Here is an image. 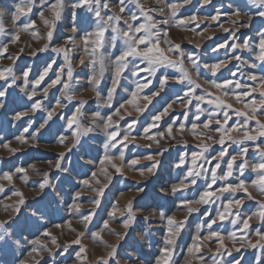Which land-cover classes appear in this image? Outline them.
<instances>
[{
  "label": "rangeland",
  "instance_id": "374dc122",
  "mask_svg": "<svg viewBox=\"0 0 264 264\" xmlns=\"http://www.w3.org/2000/svg\"><path fill=\"white\" fill-rule=\"evenodd\" d=\"M74 2L75 0H61L60 19L55 20L51 5L55 4L56 0H47V4L44 0H33L34 7L31 13L22 16L17 24L22 26L29 21H35V28L21 31L19 39L13 42V29L17 24L11 20L10 13L18 0H0V13L3 14L5 27V31L0 33V46H7L6 51L0 48V71L11 69L10 74L5 72L8 84L16 78V83L9 88V94L3 98L5 107L0 108V186L3 187V191H0V221H8L5 227L12 234L10 239L6 238L8 240L6 244L0 242V264H20L21 261H26L27 264H101L102 259L108 260L109 264H158V262L165 264V261L167 264H214V260L220 261V264H232L233 258L240 257L244 258L241 264H259L260 260H264V248L259 245L255 248L248 247L247 243L250 241L256 244L259 241L257 229L264 232V219L260 216V213L264 212V208L261 207L264 203V191L259 185L251 184L256 178V173L249 167L241 176L237 170V165L241 163V158L238 157L236 164L233 165V175L227 181L217 179L212 190L215 191L226 183L235 184L244 179L251 198L242 191L223 194L216 192L211 198L214 202L196 204L195 201L206 190L207 184L211 183L210 174L205 173L214 167L217 161L212 160L209 164L198 155L196 165H193L192 153H198L200 151L198 145L205 142L211 145L208 153H205L209 158L217 156L227 147V153L221 161L220 169L217 170L219 177L227 171V161L232 155H236L241 147L248 148L245 159L250 165L258 162L261 157L256 150V144L264 147V137H259L257 141H246L243 145L227 139L225 145L208 140V136H212L218 141L222 134L214 130L215 122L211 129L203 128L208 111H211L213 106L206 101L200 102L195 97L187 104L184 99V93L190 87L187 81L184 85L170 82L164 88L159 86L158 78L161 73H178L179 70L174 68H162L156 73V78H152L147 72L133 75V64L129 63L121 72L111 105H107L105 103L107 93L116 78L115 57L123 50L124 42L118 38L113 46L110 41L114 33L111 31L106 33L104 47L98 50L104 58L103 69L101 70L100 64L94 69L89 59L91 47L85 50L81 44L83 32L78 31L76 34L71 32L72 25L80 21L79 10L75 21L71 14ZM110 2H113L111 11L105 9L104 12L119 14V4L114 3V0ZM139 3L153 14L156 21L168 20V24L162 25L167 34L165 35L163 30L160 32V47L165 50L166 55L173 58H178L179 52L184 54V66L191 72L192 79L200 85L195 89L196 96L203 95L207 90L224 99L226 103L232 104L233 109L248 111L251 107L248 98L239 102L233 95L225 97L221 89L215 88L213 82L223 83L225 79H230L256 88L257 91L252 93V97L259 101L260 84L258 81H249L247 77L251 73L257 77L264 75L262 66L259 61H256V68L248 66L254 60V53L234 49L231 45L242 43L247 38H252V41L258 44V33L264 31V19L254 16L251 27L241 28L234 38L232 30L239 25H233L231 23L233 18L227 14L237 7H241L243 12L254 13L257 9L252 6L251 0H211V4L208 5H204L203 0H188L187 3H184V0H139ZM170 4L183 5L178 7L174 17L171 16V9L168 7ZM125 9L122 15L129 22L132 13L140 15L137 0H126ZM160 9H163V12ZM218 12L220 18L213 20L212 17ZM88 15L92 16L91 13ZM192 16H196L197 19L191 20ZM243 19L246 20L247 17L243 16ZM45 20L49 21V24H46ZM54 20L55 28L52 29L53 36L49 41L46 33ZM139 22H143V18ZM77 26L79 28L80 24ZM88 30L91 31V28ZM69 36L73 37L71 43L68 41ZM168 41L179 44V52L167 51L170 47ZM45 44L48 45L46 51H38L36 55H32L33 51L43 48ZM66 45L70 48L69 61L73 72L72 79L68 81L70 91L65 90L62 83L52 84L57 75H61V69L62 79L67 78L69 61L65 60L63 53L53 51L54 48ZM190 56L197 58L199 70L192 66L191 60L188 59ZM236 56L241 59H234ZM81 59L85 64L80 63ZM53 60L55 63L44 80L40 85H34L35 79L39 78L47 64ZM221 62V68L215 73L204 67ZM135 63L140 67H147L146 61L141 63L136 60ZM29 69L27 90L30 93L35 87L37 92L32 100H29L28 95L22 91L25 87L22 73ZM94 74L100 79L99 85L93 82ZM149 79L151 83L148 87L138 90L137 85H143ZM5 85L6 81L0 79V88ZM44 88H48L46 96ZM66 91L69 95H75L71 102L64 95ZM96 91L100 92L99 97L96 96ZM134 92L135 100L129 103L133 100ZM153 92H159V95H153ZM145 96L149 97L151 102L146 101ZM177 96L180 97L179 100ZM36 100H39L42 107L34 112L30 111L31 104ZM57 100H60L59 107ZM81 100L87 101L82 106L85 123L94 112L99 111L102 116L112 117L113 130L120 133L118 139L125 134L129 137V141L124 142L127 143V148H120L118 145L116 149H111L110 154L115 159L105 162L104 165H100L99 159H96V157L103 159L105 155L103 133L90 134L94 137L89 140V144L93 145L90 155H84L79 147L72 149L71 152L67 151L71 148L74 137L65 120L72 116L76 107H81ZM169 104L172 107L166 114L161 115ZM198 105L206 111L197 121L200 127L194 132L191 123L195 119ZM46 109H55V115L44 129L36 133L35 129L47 116ZM21 111L27 115L21 120H16V113ZM157 115H161V119L155 122V127L150 128L153 118ZM217 118L222 122V117ZM257 118L264 122V115L258 114ZM237 119L232 116L228 121L229 126H233ZM29 123L32 127L28 133H24V128L28 127ZM180 124L185 125L183 130L180 129ZM169 125L172 126L171 135L167 131ZM145 128L149 129L147 133L144 131ZM249 129L252 134L256 133L255 120L249 122ZM159 133L164 135L161 137ZM22 134L27 137V143L17 140ZM231 134L234 138H239L243 133ZM62 136L67 137L63 145L59 143ZM149 136L152 138H147ZM121 151L124 154L122 159L119 158ZM61 152L66 153L62 161V168L67 169L64 172L53 167ZM181 158L185 161L183 164H180ZM133 160L137 161L135 165L131 163ZM156 161L159 163L153 168ZM113 164L119 166V172L112 166ZM178 164L180 167H177ZM199 165H203V168ZM17 168L25 169L26 173L16 172ZM150 168L151 172L148 171ZM190 168L201 172L196 185H190L176 194L162 193V189L167 190L184 180ZM45 172L49 173V180L54 187H48L41 193L39 183L43 181ZM92 172L96 173L95 177H92ZM5 173H12V181L3 178ZM109 176L111 179H108ZM84 180H88L89 183L83 184ZM139 188H143L144 191H138ZM17 191L23 193L25 199L19 213L14 209L19 198L14 195ZM76 192H80L81 195L74 200ZM97 199L100 201L99 205L94 202ZM229 199L242 201L240 206L234 204L229 210L231 213L239 211L240 219L234 214L225 213L226 219L221 221L218 219V212L224 210ZM184 200L193 201L192 207L198 208L199 211L188 213L187 207L182 203ZM73 203L80 204L78 211L70 209L69 206ZM129 203L136 215V221L132 229H125L123 222L127 216ZM160 211H164L166 216L175 217L182 224L178 232L173 228L176 234L172 237L174 241L172 245L166 244L169 238L168 225L166 219H161ZM33 212H36V216L32 215ZM208 214L217 219V223L212 225L211 229L208 227L210 223ZM89 215L91 219L85 221L84 217ZM145 217L148 219H144ZM249 217H251L248 221L249 228L244 229L240 221ZM10 218L16 222L13 223ZM233 220H236V223H233ZM125 231L128 232V236L122 238L119 234ZM212 231L220 233V237H210ZM45 232H51L52 235L46 236ZM52 237L56 238V244L52 243ZM77 239L80 243H73ZM17 240L20 241L19 245L15 244ZM33 241H40L47 248H41L39 253H34ZM261 244H264V241H261ZM114 245L117 246V255L109 257L108 254ZM64 247H67L66 252L63 250ZM165 247L169 248L170 257L163 252ZM190 248L192 251H189ZM236 248H239L240 252H236ZM47 249H51V252ZM228 250H231L232 256L227 255Z\"/></svg>",
  "mask_w": 264,
  "mask_h": 264
},
{
  "label": "snow or ice",
  "instance_id": "6c2138e0",
  "mask_svg": "<svg viewBox=\"0 0 264 264\" xmlns=\"http://www.w3.org/2000/svg\"><path fill=\"white\" fill-rule=\"evenodd\" d=\"M188 0H184V3H187ZM44 3L47 4V0H44ZM114 3L119 4V14L112 13L107 14L104 12L105 9H108L111 11V8L113 7V2H110V0H75V2L72 5V17L75 21L77 18L78 10L80 12V21H77V23H74L71 27V32L73 34L78 33V31H82L83 35L81 37V44L85 50H87L89 47H91V52L89 54L90 62L92 63L94 69L97 64H100L101 70L103 69L104 64V58L100 52H98L99 49H103L104 43H105V37L106 33H109L111 31L114 33L111 37L110 43L115 44V41L119 38L122 39L124 42V48L120 52L118 56L115 57V64H116V71H115V79L113 80L112 87L108 90L107 93V100L105 103L107 105H111L113 93L116 90L117 84L119 83V77L121 75V72L128 67L129 63L133 64V75H139L140 72H147L149 77L156 78V73L160 69H167V68H174L178 69V73H161V76L158 78V83L160 88H164L165 86L169 85L170 82L173 84L178 85H184L187 81L190 84V87L188 88V91L184 93V99L187 101V104L191 103V98L195 97L196 100L200 102H207L209 105H212L213 108L211 111H208V116L206 119V122L203 123L204 129H211L213 126V122H215V131L221 132L222 134L219 136L218 141L214 140V137L208 136V140L218 142L220 145H225L226 139L228 141H232L233 143H237L240 145H243L246 141H257L259 137H264V122H261L260 119L257 118L259 115H264V75L257 77L254 73H251L248 75L247 79L249 81H258L260 84V92L259 101L255 100L252 97V93H255L257 90L254 87L251 86H245L242 85L239 81H234L230 79H225L223 83H214L215 88L221 89L223 91V95L227 97L229 94L233 95L235 97L236 101L243 102L244 98H248V103L251 105L250 109L248 111H242L240 109H233L232 104L226 103L224 99H222L219 96H215L212 93L205 90L203 95L196 96L195 95V89L199 88L200 85L196 83L195 80L192 79L191 72L184 66V54L182 52H179L180 45L179 44H173L172 41H168V44L170 45L169 49L167 51H171L173 53L179 52L178 58H173L165 54V50L160 47V32L163 30L165 32V35L167 34L166 29H162V25L168 24V20L165 19L163 21H156L153 18V14H150L149 11H146L143 4L139 3V0H137V7L139 9L140 15L138 16L136 13L131 14V22L129 20H125L123 18V13L125 12V4L126 0H114ZM204 5L211 4V0H203ZM252 6L257 9L254 13L252 11L243 12L241 7L235 8V10H231L229 14L233 19L231 20V23L233 25H239L238 27L234 28L232 30V35L234 38H236L235 34L240 32L241 28H249L252 25L253 17H259L261 19H264V0H251ZM183 5H177V4H170L168 7L171 9V16H175L176 12L178 10V7H182ZM34 7L33 0H18V3L14 5V10L10 13V18L14 22V24H17V22L20 21L22 16H28L29 13H31L32 8ZM54 13H55V20L60 19V9L62 8L61 0H56V3L51 5ZM161 12H163V9H160ZM89 13L92 14L91 17H89ZM2 13H0V33H3L5 31L4 27V21L2 19ZM41 18H43V12L40 13ZM243 16H246L247 19H243ZM143 18V22H139ZM220 18V13L218 12L216 16H213V20H218ZM191 20H196V16H192L190 18ZM55 20L50 23V30L47 31L46 36L49 41H51L53 36L52 29L55 28ZM46 24H49V21L45 20ZM80 24V27L78 28L77 24ZM123 25V27H121ZM30 28H35V21H29L28 23H24L21 25L17 24V27L13 29V42L19 39V33L21 31H26ZM91 28V31L88 29ZM225 31H228V29H225ZM258 44L254 43L252 41V38L245 39L242 43L239 44H233L231 45L234 49L238 48L241 50H247L249 53H254V60L253 62L248 65L251 68H256L257 63L256 61L260 62V65L262 66V71H264V31H260L258 33ZM68 41L71 43L73 42V37L69 36ZM199 47V45H197ZM4 51L7 50V46H0ZM48 49V45L45 44L43 48L37 49L33 51L32 55H36V52H43ZM258 49V50H257ZM53 51L57 53H63L64 58L66 61H69V52L70 48L66 46H61L54 48ZM236 60H240L241 57L236 56L233 57ZM188 59L191 60L192 66L199 70V64L197 62V58L195 57H188ZM139 60L141 63L147 62V67H140L139 64H136L135 61ZM55 61L53 60L51 63H48L47 66L44 68V71L42 74L39 75L38 79H35L34 85H40L41 81L44 80V77L47 76L49 69L52 67V64H54ZM81 64H85V61L83 59L80 60ZM222 66L221 63H217L212 66L205 65L204 67L208 68L209 71L215 73L218 71ZM5 72L11 73V69H5L4 71H0V79H3L6 81V85L3 88H0V108H4V99L9 94V88L12 87L16 83V78L12 79L11 84L7 83L8 77L5 76ZM29 70H25L22 73V80L24 84V88L22 91H24L27 95L29 100H32L33 97H36L37 92L35 90V87L31 90L29 93L27 90V86L29 84ZM63 69H61V75H57L56 79L52 81V84H61L65 90L70 91V84L68 81L72 79V67L71 63L69 61L68 63V70H67V78L62 79ZM233 77L235 76V73L232 74ZM93 82L96 85H99L100 79L97 78V76L94 74ZM151 83V80H146L143 85H137L138 90L140 88H146ZM181 91L183 89L181 88ZM48 88H44V94L47 95ZM64 95L67 96V99L69 102H71L73 99H75V95L71 94L69 95L66 91ZM153 95H159V92H153ZM96 96H100V92L96 91ZM133 100L129 101V103L134 102L136 93L134 92L132 94ZM210 97V98H209ZM207 98V99H206ZM144 99L148 102L150 101V98L145 96ZM177 99L179 100L180 97L177 96ZM57 106H61L60 100H57ZM87 103V101L81 100L80 105L81 107H76L75 111L73 112L72 116L70 118H67L65 120L66 126L68 129L72 130L73 133V141L71 148L67 149L68 152H71L72 149H75L79 147L81 151H83L84 155H90L91 151L93 149V145L89 144V140L93 139L90 134L93 133H103L105 137V142L103 144L105 155L103 159H100L99 157H96V159H99L100 165H104L105 162H111L115 159V157L110 154L111 149H116L119 145L120 148H127V143H124L125 141H129V137L127 134L123 135L122 138L118 139L120 136V133L118 130H113V120L111 116H102L101 112L96 111L92 114L90 120H88L86 123L84 122L85 118L82 113V106ZM187 104H185V107H187ZM42 107L39 100L34 101L31 104L30 111H36L39 110ZM123 107V105H121ZM172 107L171 104L168 105V108L164 109V112L161 113V115H164L168 112V110ZM231 110V111H229ZM47 116L44 119L43 123L39 125L38 128L35 129L36 133H39L41 129H44L46 125H48L49 121L53 119V116L55 115V109L53 110H47ZM205 109L197 106V113L195 116V119L191 123V128L195 132L197 128L200 127V124L197 123V121L200 120V116L205 114ZM26 112H18L16 113L15 119L21 120L22 117L26 116ZM161 115H157L153 118V123L149 126L155 127L156 121H159L161 119ZM232 116L237 117L238 119L235 121L233 126H229L228 121L232 119ZM217 117H222L221 119H218ZM122 118V117H121ZM63 119V117H61ZM185 119H187V115L185 114ZM255 120L257 131L255 134H252V131L249 129V122ZM32 125L29 123L28 127L24 128V133H28L29 128H31ZM180 129L183 130L185 125L180 124ZM145 133L149 131L148 128L144 129ZM168 133L169 135L172 134V126L169 125L168 127ZM233 132H242V136L239 138H234L231 133ZM159 135L162 137L164 134L159 133ZM151 139L152 137H147ZM33 139H35V136H33ZM17 140H19L21 143H27V137L23 134L19 137H17ZM67 140L66 136H62L59 139L60 144H65ZM158 143V141H157ZM230 146V145H229ZM211 147L208 143H202L198 145V148L200 151L193 152L192 153V163L193 165H196L197 162V156L204 158L207 163L211 164L212 160H216L215 166L212 167L210 170H208L205 174H210L211 183H208L206 186V190L200 195L199 199L195 201L196 204H208L210 202H214L211 200L213 196L216 195V192H220L223 194L224 192L228 193H236V192H244L247 193L248 198H251V193L248 192V188L246 186V181L244 179H240L238 183H226L225 185L217 188L215 191L212 190V186L216 184L217 179L227 181L229 177L233 175V165L236 164L237 158H241V163L237 165V170L240 172L241 176L243 175L246 168H251L252 171L256 173V178L251 181V184L253 186L259 185L261 187V190L264 191V147H262L259 144H256V150L260 154V160L256 162L255 164H249L247 159H245L248 148L247 147H241L240 151L236 155H232L230 159L227 161V171L221 175L217 176V170L220 169L221 161L223 160L224 156L227 153V147H225L222 151L218 153L217 156H211L210 158L208 156H205V153H208L209 148ZM12 151H16V149H12ZM166 151V149H165ZM162 154V153H161ZM59 158L53 165V167L57 170H60L61 172L67 171V169L62 168V161L65 159V152H61L58 154ZM123 152H120V159L123 158ZM151 158V157H150ZM185 161L183 158H181L180 164H183ZM133 165L137 163L136 160L131 161ZM159 163V161H156L153 164V168L156 167V165ZM116 171H120L119 166L113 164L112 165ZM34 167V166H33ZM177 167H180L178 164ZM200 168H203V165H199ZM106 171V170H104ZM149 172L152 171V169H148ZM16 172L20 173H26V170L23 168H17ZM143 174V173H142ZM96 173L92 172V177H95ZM201 176V172L195 171L194 169H189L187 172V176L184 180H182L178 185H173L169 189L165 190L162 189V193L164 195H167L168 193L176 194L177 192L189 188L190 185H196L198 182V179ZM4 179H7L8 181H12L13 175L12 173H5L3 176ZM22 179L24 177H21ZM108 179H111V176L108 177ZM187 181V182H186ZM83 184L87 185L89 183L88 180H84L82 182ZM48 187H54L50 180H49V173H44V179L41 183H39V188L41 193H44V190ZM0 191H3V187L0 186ZM138 191H144L143 188H139ZM101 195L103 193V190H100ZM14 195L18 196V200L15 203L14 209L16 213L20 212V206L25 204V199L23 196V193L17 191L14 193ZM59 195V193H57ZM81 193L76 192L75 197L73 198L78 199L80 197ZM41 198H43L41 196ZM218 198V197H217ZM95 204L99 205L100 201L99 199L94 201ZM183 205L187 207L188 213H193L199 211L198 208L192 207L193 201L190 200H184ZM240 206L242 204V201L239 199L233 200L229 199L227 201V205L224 207L223 211L218 212V219L223 221L226 219L225 213L234 214L238 219H240V213L239 211L235 213H231L229 210L231 209L232 205ZM71 210L78 211L80 209L79 203H73L69 206ZM261 207L264 208V203L261 204ZM33 216H36V212L32 213ZM114 215V213H113ZM159 215L162 220H167L168 225V235L169 238L166 240L167 245H172L174 243L172 237L176 234L173 231V228H175L176 232H178L182 224L180 221L176 220L173 216H166L164 211H160ZM209 220L210 223L208 224V227L211 229L212 225L217 223V219H213L210 214ZM260 216L262 219H264V212L260 213ZM12 219V222L15 223V219ZM85 221H89L91 219V215L84 217ZM144 219H148V217H145ZM249 219H242L240 222L243 224L244 229L249 228ZM136 221V215L132 211L131 203H129L128 209H127V216L126 219L123 222V227L125 229H132L133 224ZM233 223H236V220L232 221ZM8 223V221H0V242L7 243L8 240L6 238L11 237V233L7 230L5 225ZM105 227H107V222H105ZM44 235L51 236V232H45ZM99 235V233H97ZM122 238L128 236V232L125 231L123 233L119 234ZM210 237H220V233L212 231L210 232ZM256 235L259 236V241H257L256 244L251 243L250 241L248 243V247L255 248L257 245L264 248V244H261V241H264V232L260 231L259 229L256 230ZM199 240L200 237H197ZM233 239L235 237L233 236ZM33 248L32 252L39 253L41 248H47L46 245L41 244L40 241H33ZM52 243L56 244V238L52 237ZM73 243L79 244V239L73 241ZM16 245L20 244V241H15ZM222 244V242H221ZM223 246V245H222ZM117 246L114 245L112 248V251L109 252V257H115L117 255L116 251ZM49 252H51V249H47ZM65 252L67 251V247H64L63 249ZM189 251H192L190 248ZM236 252H240L239 248L235 249ZM81 252H83V249H81ZM163 252L170 257L169 248L165 247L163 249ZM220 255V253H218ZM228 256H232L231 250L227 251ZM31 256V253H30ZM243 257H240L239 259L233 258L232 264H241V261L243 260ZM20 264H27L26 261H21ZM101 264H109V261L106 259L101 260ZM159 264V262H158ZM165 264H167V261H165ZM214 264H220V261L214 260ZM259 264H264V260H260Z\"/></svg>",
  "mask_w": 264,
  "mask_h": 264
}]
</instances>
